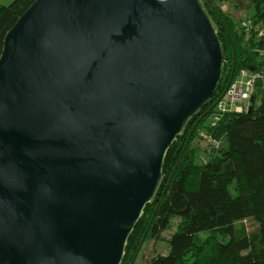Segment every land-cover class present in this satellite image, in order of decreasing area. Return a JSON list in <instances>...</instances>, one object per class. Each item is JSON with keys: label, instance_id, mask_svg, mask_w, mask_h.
Returning a JSON list of instances; mask_svg holds the SVG:
<instances>
[{"label": "water", "instance_id": "1", "mask_svg": "<svg viewBox=\"0 0 264 264\" xmlns=\"http://www.w3.org/2000/svg\"><path fill=\"white\" fill-rule=\"evenodd\" d=\"M223 71L201 0H37L0 56V264H122Z\"/></svg>", "mask_w": 264, "mask_h": 264}, {"label": "trees", "instance_id": "2", "mask_svg": "<svg viewBox=\"0 0 264 264\" xmlns=\"http://www.w3.org/2000/svg\"><path fill=\"white\" fill-rule=\"evenodd\" d=\"M37 0L0 3V56L8 33ZM224 50V71L210 102L186 123L168 152L161 184L131 235L122 264H131L142 239L166 241L167 256L149 264H264V91L257 84L248 112L209 120L242 71L264 67V43L246 33L214 0H201ZM251 22L264 20L255 1ZM205 132L219 143L201 138ZM252 221L248 229L245 221Z\"/></svg>", "mask_w": 264, "mask_h": 264}, {"label": "built area", "instance_id": "3", "mask_svg": "<svg viewBox=\"0 0 264 264\" xmlns=\"http://www.w3.org/2000/svg\"><path fill=\"white\" fill-rule=\"evenodd\" d=\"M248 29L256 35L259 41L264 43V20L251 22ZM257 84H260L261 90L264 91V67L257 72L242 70L231 82L222 99L216 104L212 119L217 122L227 113L248 112ZM202 138L206 137L203 136ZM207 141L215 148H219V143L211 137H208Z\"/></svg>", "mask_w": 264, "mask_h": 264}, {"label": "rangeland", "instance_id": "4", "mask_svg": "<svg viewBox=\"0 0 264 264\" xmlns=\"http://www.w3.org/2000/svg\"><path fill=\"white\" fill-rule=\"evenodd\" d=\"M217 6H220L226 14H229L235 19L238 25L242 28H248L251 23V17L255 12V1L256 0H214ZM0 3L8 4L9 0H0ZM250 30L246 29V33L249 34ZM211 125L215 124L214 119H210ZM201 138L205 136V141L208 140L207 134L202 131L200 134ZM245 225L248 229L252 230L254 223L252 221H245ZM176 232V227L163 232L161 242L155 240H148L144 242L141 252L138 256L136 264H149V261L156 258L159 255L167 256L170 251V246L166 242L171 234Z\"/></svg>", "mask_w": 264, "mask_h": 264}, {"label": "flooded vegetation", "instance_id": "5", "mask_svg": "<svg viewBox=\"0 0 264 264\" xmlns=\"http://www.w3.org/2000/svg\"><path fill=\"white\" fill-rule=\"evenodd\" d=\"M143 240H144V241H143ZM142 241H143V243L141 242V244H140V246H139V249H138V251H137V253H136L135 257H134V260L132 261L131 264H136V261H137V259H138V256H139L140 252H141L142 246H143V244H144V242H145V237L142 239Z\"/></svg>", "mask_w": 264, "mask_h": 264}]
</instances>
